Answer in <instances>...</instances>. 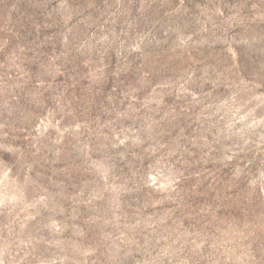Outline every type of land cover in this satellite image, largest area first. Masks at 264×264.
<instances>
[{
    "label": "rangeland",
    "instance_id": "obj_1",
    "mask_svg": "<svg viewBox=\"0 0 264 264\" xmlns=\"http://www.w3.org/2000/svg\"><path fill=\"white\" fill-rule=\"evenodd\" d=\"M0 264H264V0H0Z\"/></svg>",
    "mask_w": 264,
    "mask_h": 264
}]
</instances>
